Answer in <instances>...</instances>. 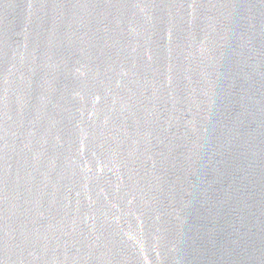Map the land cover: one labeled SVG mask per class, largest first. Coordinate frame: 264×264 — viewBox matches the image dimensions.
I'll return each mask as SVG.
<instances>
[{
	"label": "water",
	"instance_id": "obj_1",
	"mask_svg": "<svg viewBox=\"0 0 264 264\" xmlns=\"http://www.w3.org/2000/svg\"><path fill=\"white\" fill-rule=\"evenodd\" d=\"M0 264H264V0H0Z\"/></svg>",
	"mask_w": 264,
	"mask_h": 264
}]
</instances>
